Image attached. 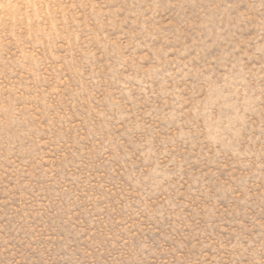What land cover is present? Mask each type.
Here are the masks:
<instances>
[{
	"label": "rangeland",
	"instance_id": "1",
	"mask_svg": "<svg viewBox=\"0 0 264 264\" xmlns=\"http://www.w3.org/2000/svg\"><path fill=\"white\" fill-rule=\"evenodd\" d=\"M0 264H264V0H0Z\"/></svg>",
	"mask_w": 264,
	"mask_h": 264
}]
</instances>
